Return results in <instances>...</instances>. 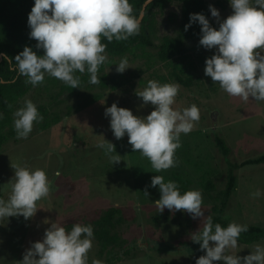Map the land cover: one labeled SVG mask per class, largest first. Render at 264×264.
<instances>
[{
    "label": "rangeland",
    "instance_id": "374dc122",
    "mask_svg": "<svg viewBox=\"0 0 264 264\" xmlns=\"http://www.w3.org/2000/svg\"><path fill=\"white\" fill-rule=\"evenodd\" d=\"M203 1L214 27H218V22L210 14V4L219 10L221 20L232 12L228 0ZM179 6L178 0H171L152 7L146 31L150 45L136 43L123 54L106 53L109 62L99 67V84L88 83L86 72L77 73L82 88H71L45 75L42 84L18 100L15 109L24 98L31 99L46 127L40 129L34 122L27 138L6 136L0 147V196L7 198L8 181L14 174L11 164L44 169L51 187L49 195L37 201L39 208L33 217L0 220V264H17L30 242L42 239L51 221L56 219L66 229L73 223H90L94 229L96 220L110 206L121 209L119 223L111 231L114 241L101 248L93 238L89 264L93 258L102 264H195L204 250L190 235L198 230L201 218L193 219L186 212L167 208L158 212L155 205L160 196L158 186H149L155 174L174 180L181 192L182 186L186 190L198 189L205 215L219 216L226 224L235 221L264 227V162L234 170L235 189L221 207L218 192L225 185L228 167L214 142L215 135L225 140L230 149L227 159L231 162L264 154V101L244 102L229 96L204 75L205 58L215 49L199 45L197 35L183 36ZM165 36L181 38L180 55L159 57L158 47ZM122 56L128 57L131 66L118 73L111 63ZM175 74L187 84L177 82ZM149 79L178 83L180 89L174 106L195 103L200 109V119L193 129L181 134V146L175 152L178 163L161 173H154L146 157L132 152L126 134L119 140L113 136L109 118L104 115V109L113 102L130 109L134 115H147L153 106L141 107V98L134 90ZM104 138L121 155L119 164L112 165L95 146ZM175 177L187 183L180 184ZM206 181L214 185L207 194L203 192ZM257 189L261 195L252 196ZM203 221L204 218L201 226ZM256 243H264V237L249 244L238 241L235 251L243 257Z\"/></svg>",
    "mask_w": 264,
    "mask_h": 264
},
{
    "label": "clouds",
    "instance_id": "9594fccd",
    "mask_svg": "<svg viewBox=\"0 0 264 264\" xmlns=\"http://www.w3.org/2000/svg\"><path fill=\"white\" fill-rule=\"evenodd\" d=\"M150 2V0H149ZM231 14L220 19L217 8L209 5L210 14L216 18L213 27L203 13H190L185 31L196 22L200 25L199 45L215 49L204 61L203 72L218 83L221 90L232 97L264 101V0H228ZM141 17L133 13L130 0H34L27 15L29 37L36 41L35 48L24 46L10 58L0 52L17 76L33 87L42 84L45 75L56 78L71 88H82L80 76L88 74V83L99 84V67L108 63L107 42L124 41L139 33ZM116 72H124L130 65L128 57L117 62ZM110 64V65H111ZM180 86L175 82L147 80L134 90L141 98V107L152 105L147 115L138 116L116 102L104 109L109 118L113 136L119 140L125 134L132 152H139L150 162L154 173L176 166L175 152L181 146V134H188L200 119V109L195 103L176 107ZM0 113V118H2ZM43 119L36 104L24 98L12 113V127L17 139H25L33 124ZM108 161L119 164L121 155L112 142L105 138L95 145ZM14 174L8 181L7 198L0 196V220L22 216L25 220L36 213L37 201L50 193L51 181L44 169L24 164H11ZM158 186L159 199L155 200L158 212L165 208L188 213L193 219L204 218L190 239L198 242L204 254L195 264H264V243H256L251 251L238 255V238L248 231L247 224L235 221L226 226L214 223L205 215L202 194L198 189L180 191L174 180H165L160 174L150 178V185ZM148 195L147 191H144ZM259 197L257 189L251 194ZM48 223V221H45ZM93 226L90 223H73L66 229L55 220L44 229L40 240L30 242L17 264H89V251L93 246ZM211 242V243H210ZM139 243V241H138ZM242 249V248H241ZM91 264H102L93 258Z\"/></svg>",
    "mask_w": 264,
    "mask_h": 264
},
{
    "label": "trees",
    "instance_id": "16d2710c",
    "mask_svg": "<svg viewBox=\"0 0 264 264\" xmlns=\"http://www.w3.org/2000/svg\"><path fill=\"white\" fill-rule=\"evenodd\" d=\"M145 0H130L133 7V13L138 15L142 4ZM171 0H152L144 9V15L141 19L140 31L134 36H130L124 41L107 42L106 53L111 55L123 54L133 44L150 45L146 31L151 17V8L154 6H163ZM180 25L182 26L183 36H200V25L196 22L191 23L185 31L184 25L189 22L190 13H203L209 19L208 11L204 5L203 0H178ZM34 0H0V52L5 53L10 58L14 57L24 46H31L38 54H42V49H36V41L29 37V27L27 25V15L31 10ZM214 27V25L212 24ZM158 54L161 59H168L180 55L183 51V44L180 37L165 36L162 38L158 47ZM24 77L17 76L15 71L9 66L7 61L0 56V147L7 135H14L15 132L12 128V113L17 105L18 100L25 95L33 86L24 83ZM175 79L181 84H187L178 75L175 74ZM38 128L46 127L45 122L37 123ZM214 142L221 154L224 156L228 171L226 175V182L224 187L218 192L221 197V207H224L233 190L235 189L236 176L234 170L248 164H257L264 162V154L245 158L239 162H231L227 159L229 154V147L225 140L219 136H214ZM176 181L180 184L187 183L186 180L182 181L180 178L175 177ZM207 188L203 189L205 194L208 193V188L213 189L214 185L210 181H206ZM204 186V185H203ZM185 191V187L182 186ZM220 211V210H219ZM121 217V209L117 206L108 207L104 213L96 220V227L93 229L94 238L101 248H105L108 244L114 241V235L111 233L116 224L119 223ZM214 223H220L226 226V222L221 220L219 216L213 218ZM248 225V224H247ZM264 237V227L258 225H248V231L242 232L238 241L244 244H249Z\"/></svg>",
    "mask_w": 264,
    "mask_h": 264
},
{
    "label": "water",
    "instance_id": "95a60500",
    "mask_svg": "<svg viewBox=\"0 0 264 264\" xmlns=\"http://www.w3.org/2000/svg\"><path fill=\"white\" fill-rule=\"evenodd\" d=\"M152 0H150V2H151ZM149 2V0H145L144 2H143V4H142V7H141V9H140V12H139V16L141 17V19H142V17H143V15H144V9H145V7H146V5L148 4V3H150Z\"/></svg>",
    "mask_w": 264,
    "mask_h": 264
}]
</instances>
